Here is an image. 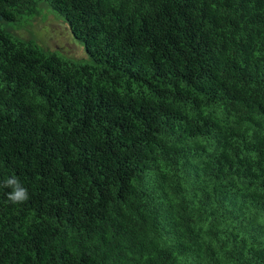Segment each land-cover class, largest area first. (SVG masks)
<instances>
[{
	"label": "trees",
	"instance_id": "obj_1",
	"mask_svg": "<svg viewBox=\"0 0 264 264\" xmlns=\"http://www.w3.org/2000/svg\"><path fill=\"white\" fill-rule=\"evenodd\" d=\"M43 1L91 64L0 28V264H264V0Z\"/></svg>",
	"mask_w": 264,
	"mask_h": 264
},
{
	"label": "rangeland",
	"instance_id": "obj_2",
	"mask_svg": "<svg viewBox=\"0 0 264 264\" xmlns=\"http://www.w3.org/2000/svg\"><path fill=\"white\" fill-rule=\"evenodd\" d=\"M0 28L20 40H32L43 51L55 53L73 64H91V58L80 40L74 38L64 18L43 1L38 15H23L13 22L0 18Z\"/></svg>",
	"mask_w": 264,
	"mask_h": 264
},
{
	"label": "clouds",
	"instance_id": "obj_3",
	"mask_svg": "<svg viewBox=\"0 0 264 264\" xmlns=\"http://www.w3.org/2000/svg\"><path fill=\"white\" fill-rule=\"evenodd\" d=\"M0 187L11 188L7 193V199L11 203H22L28 199L27 190L20 184L16 177H11L3 181Z\"/></svg>",
	"mask_w": 264,
	"mask_h": 264
}]
</instances>
